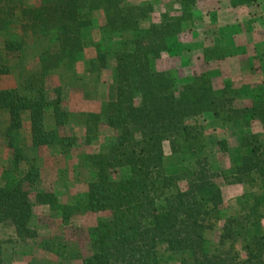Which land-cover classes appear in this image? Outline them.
<instances>
[{"label": "trees", "instance_id": "16d2710c", "mask_svg": "<svg viewBox=\"0 0 264 264\" xmlns=\"http://www.w3.org/2000/svg\"><path fill=\"white\" fill-rule=\"evenodd\" d=\"M203 1L207 0H173L176 13H164L160 22L145 28L143 20L154 12L150 4L40 0L30 5L25 0H0V34L6 35L0 74L10 73L9 61L23 52L27 37L47 42L38 55L39 70L26 82L25 92L0 89V113L7 114L3 139L11 152L0 177V223L10 225L22 239L34 238L35 204L55 210L62 225L87 211H105L110 218L89 229L82 264H164L163 244L182 254L181 264H264V234L254 232L251 216L224 214V194L217 182L220 177L230 185L259 179L264 186V84L237 88L228 82L217 89L213 81L221 72L217 68L178 78L157 67L165 52L183 55L180 36L184 24L193 21L195 7ZM256 1L230 0V5L250 7ZM96 11L103 12L105 25L99 27L104 34L101 41L93 45L96 57L89 61L91 71L110 67L113 57L117 93L101 114H83L85 140L87 144L96 140L95 127L100 123L113 135L102 150L86 156L93 178L83 199L64 203L55 192L40 189L41 168L25 151L24 115L30 116L33 147L53 146L67 156L78 145V136L71 132L72 115L64 103V89L57 86L50 96L45 78L83 59L86 34L96 25ZM246 30L243 23L220 28L213 45L200 47L204 61L246 54L235 41L236 34ZM48 113L54 118L52 126ZM207 113L249 130L257 121L262 124L263 133L249 131L235 149L219 141L221 149L234 156V166L227 172L214 170L205 153L200 119ZM179 136L193 162L173 173L167 167L164 142L172 138L174 153L181 152L175 139ZM246 202L255 213L264 197L252 194ZM220 221L223 231L218 243L212 244L205 232ZM238 241L246 253L243 261ZM65 244L64 236H59L46 241L44 248L57 253ZM2 254L0 240V264H8Z\"/></svg>", "mask_w": 264, "mask_h": 264}, {"label": "rangeland", "instance_id": "374dc122", "mask_svg": "<svg viewBox=\"0 0 264 264\" xmlns=\"http://www.w3.org/2000/svg\"><path fill=\"white\" fill-rule=\"evenodd\" d=\"M25 1L27 4L33 5L40 0ZM127 1L136 5H153L154 12L142 22L145 28H148L152 23L160 22L164 13L175 14L177 9V6H173V0ZM215 1H217L218 8L208 7L207 1L196 5L195 12L199 16H197L198 19L194 18L192 22L185 23L180 36L183 51H185L184 55L175 57L169 53H163L157 61L158 69L171 71L178 78L202 72V61L203 63L205 61L203 52L198 49L199 46L213 42L212 37L217 33L218 21L224 22V24H227L229 19L231 21L228 16V11L231 8L230 0ZM199 10L204 13L202 15L204 18L200 16ZM243 14L242 23L247 30L241 41L238 38L237 44L245 48V60L235 62L236 64H232L229 57L221 60L224 65L222 70L224 73L217 75L213 80L217 89L222 88L228 82L233 83L237 88L264 84V56H262L264 55V0H257L252 6L245 7ZM94 18L96 25L86 34L87 47L83 59L74 66L63 65L62 68L49 73L45 78V85L50 96L54 95L55 87L61 86L64 89V103L72 115L71 132L78 136V145L67 156L61 154L53 146L33 147L30 116L28 113L24 115L25 151L28 157L37 159L41 168L40 189L55 192L59 196V200L64 203H73L77 199H83L88 189V183L93 178V169L86 156L102 150L103 143L113 135V132L105 124L100 123L95 127L96 140L91 144H87L85 140L86 127L83 114L90 112L101 114L104 112L106 104L116 98L117 93L113 57H110V67L91 71L93 67L89 61L96 57V48L93 45L101 41L104 34L99 30V27L105 25L102 11H96ZM196 29L200 30L202 37L194 33L197 31ZM203 38L206 40L205 43L200 42H204ZM5 39L6 35L0 34V51ZM25 40L26 45L23 52L19 56L12 57L9 61L10 73L0 74V89L17 88L25 92L26 82L38 72V55L47 47V42L33 36H29ZM199 53L201 56H198ZM248 60L249 62H247ZM241 100L247 99L241 98ZM47 120L50 126L54 125L51 113H48ZM200 121L204 129L205 153L209 156L212 167L216 171L227 172L234 166L233 154L230 151L222 150L219 141H226L230 149H235L240 146L243 135L249 131L263 133L262 124L259 121L255 123L252 130L244 128L241 123L226 122L223 119L214 118L210 113L205 114ZM6 122L7 114L0 113V175L9 164L11 155L3 139ZM171 139L164 142L167 167L173 173H180L193 162V158L188 155L189 152L180 136L175 139L182 147V151L174 153ZM217 182L221 185L224 194V214L240 217L251 216L250 221L254 226L252 229L256 234L263 235L264 203L258 207V212L254 213L246 202V197L251 198L252 194L264 197L262 181L257 179L255 183L230 185L220 177ZM184 185L183 183L182 186ZM110 216L111 214L105 211H87L74 216L69 225H62L55 210L48 205L35 204L31 227L37 232L36 237L22 239L15 234L10 225L0 223V240L3 241L2 258L8 264H82L81 257L86 255L89 246V229L100 221L109 219ZM256 220H258L257 224H255ZM222 227L223 224L220 221L215 224L213 229L206 230L205 237L209 242L218 243L223 231ZM59 236H64L66 248L59 249L57 253L45 250V242ZM236 247L240 251V261L245 260L246 253L242 249V242L238 241ZM160 250L165 255L164 264H181L183 257L181 253L170 251L167 244L161 245Z\"/></svg>", "mask_w": 264, "mask_h": 264}, {"label": "crops", "instance_id": "0c3cea01", "mask_svg": "<svg viewBox=\"0 0 264 264\" xmlns=\"http://www.w3.org/2000/svg\"><path fill=\"white\" fill-rule=\"evenodd\" d=\"M207 4H208V7H213V8H218L217 7V1H215V0H207ZM244 8L245 7H239V8H230L229 9V11H228V16H229V18H231V21H230V19H229V22H226L227 24H230V25H234V24H238V23H242V17L244 16V14H243V10H244ZM228 10V9H227ZM199 13H201L200 12V10L198 11ZM198 13V14H199ZM239 14V15H238ZM243 14V15H242ZM202 15H204V13H201V15L200 16H202ZM198 15L196 14V12H195V19L197 20L198 19V17H197ZM203 18H204V16H202ZM219 19V18H218ZM206 20V19H205ZM211 20V19H210ZM212 21V20H211ZM214 23L216 22V21H213ZM218 30H217V33L212 37V39H213V42L215 41V39L218 37V33H219V29L220 28H222V27H224V26H227V24H224V22H220V21H218ZM197 31L196 32H194L196 35H199L200 37H202V34H201V32H200V30L199 29H196ZM245 34H246V31H244V32H242V33H239V34H236V36H235V41H236V43H237V41H238V38H240V41H241V38L244 36L245 37ZM204 39V42L203 41H200V42H202V43H205V38H203ZM213 42L211 43V42H208L207 44L205 43V44H202V45H213ZM201 44V43H200ZM199 47H201V45L199 46ZM198 49H200L201 51H202V49L201 48H198ZM199 50V51H200ZM185 51H183V53H184ZM184 55V54H183ZM198 56H201V53H199L198 54ZM245 56H246V54H240V55H235V56H230L229 57V59H230V62H233L232 64H236L235 62H238V61H240V60H245L244 58H245ZM247 60V59H246ZM247 62H249V60L247 61ZM248 65H249V63H248ZM247 65V66H248ZM202 66H203V70H202V72L203 71H206V70H209V69H214V68H217V69H219V71H221L220 72V74H223L224 72L222 71L223 70V68H224V65H222V62L221 61H211L210 63H206V62H204L203 63V61H202ZM250 66V65H249ZM226 68V67H225ZM250 68H251V66H250ZM2 173V172H1ZM1 176V175H0Z\"/></svg>", "mask_w": 264, "mask_h": 264}]
</instances>
